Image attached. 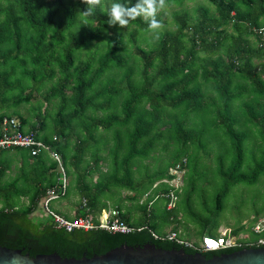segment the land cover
<instances>
[{
    "label": "trees",
    "instance_id": "16d2710c",
    "mask_svg": "<svg viewBox=\"0 0 264 264\" xmlns=\"http://www.w3.org/2000/svg\"><path fill=\"white\" fill-rule=\"evenodd\" d=\"M111 2L103 0V7L85 18L80 13L87 7L83 0H0V121L18 115L22 130L35 132L61 154L72 181L60 199L75 194L81 201L75 216L60 213L73 219L89 211L99 223L104 209L117 207L135 230L122 233L97 227L69 232L58 227L42 204L48 191L61 184L59 164L47 153L33 156L29 149L15 147L0 150L3 246L32 256L58 253L76 258L104 254L123 244L154 243L199 252L154 236L159 233L148 223L154 216L151 197L139 205L140 221L133 220L130 209H123L125 198L139 204L150 190L159 196L177 190L164 182L174 178L170 170L185 158L189 166L191 148L196 146L199 153L212 142L208 128L190 126L191 117L199 113L211 117L210 124L220 135L216 155L223 186L215 198L216 212L222 210L233 185L264 176V45L259 32L264 28V0H209L194 14L183 10L175 15L176 29L153 34L156 38L150 39L149 47L142 43L154 32L145 19L131 21L127 34L119 25H109ZM184 2L166 0V5ZM157 18L161 20L160 15ZM36 94H43L50 104L56 102L57 109L43 112L42 104L35 107L41 122L30 124L18 108L31 104ZM51 117L54 128L47 132ZM252 135L261 142L249 159L246 144ZM163 140L165 147L177 145L174 159L139 180L135 165L144 166ZM124 190L134 194L124 198ZM164 199L162 218L175 223L177 206L169 209ZM262 217L264 209L247 228L230 233L250 231ZM204 225L210 227V222ZM248 247L255 246L203 254L212 258Z\"/></svg>",
    "mask_w": 264,
    "mask_h": 264
},
{
    "label": "rangeland",
    "instance_id": "374dc122",
    "mask_svg": "<svg viewBox=\"0 0 264 264\" xmlns=\"http://www.w3.org/2000/svg\"><path fill=\"white\" fill-rule=\"evenodd\" d=\"M199 4L208 6L209 0H185L182 5L177 3L167 5L158 13L164 23V27L160 30L159 34L167 30H175L177 27L174 19L175 15L180 14L183 10H187L190 14H194V9ZM131 30L132 27L127 26L122 29V33L127 34ZM113 34L114 31L111 30L109 35ZM153 34L155 33H147L149 39L147 42L142 43L143 46L149 47L148 44L150 39L156 38ZM250 39L251 42H254L255 36H251ZM256 62L260 63L263 62V60L256 59ZM43 94H36V97L31 104H22L18 108L19 112L24 117L29 118L30 124L37 121L41 122L37 116L35 107L42 104L41 109L43 112L45 109L51 111L57 109L56 102L50 104L43 98ZM14 116L19 118L18 115ZM52 118L53 117H51L49 122L50 126L47 128V132L53 131L54 127ZM191 118L192 120L189 122L191 124L190 126L201 129H203V127L208 128V136L212 139V142L210 146H208V149L201 150L199 153L197 152L196 146L192 147L191 152L189 153V166H183V169L177 172L173 170V172L176 173L173 180H169L168 182L167 180L164 181L177 189L178 203L174 213L177 214L176 216L178 220L169 225L166 223L165 219L162 218L165 215V199L152 190L140 198L139 204L135 200L125 198L128 195H133L134 192L132 191L124 190L122 196L125 198L123 205L124 211H129L130 209L133 220L135 221H140V217L143 213L139 205L145 203L147 199L151 197L150 199L153 201L150 203L149 209L150 213L154 214V216L148 219L150 226L156 228L159 234H163L166 228H173L182 238L198 244L202 242L205 235L218 237L222 235V233H230L242 226L247 228L249 224L253 222L257 213L262 212L264 209V176H262L257 182L237 183L233 185L224 198L222 210L216 212L215 198L218 191L223 186V179L218 170V159L216 155L218 150L217 146H219L217 138H220V135H216L217 133L215 132V129L212 128L210 124V116L204 113H199L193 115ZM39 124L40 123H36L37 126ZM257 142H261V139L254 135L249 136L246 144L247 150H249L247 151L249 159L254 157L251 156L252 154L250 152ZM163 143L165 144L164 140L159 143L160 146H158V149L154 154L144 162V166L138 169V163L135 165V175L139 180L147 171L150 172V176H152L158 170L166 168L174 159L177 152V145L170 144L165 147ZM103 154L106 155L107 151H104ZM105 169L106 166H104V170ZM68 181L70 186L72 177L69 175ZM159 184L160 182L157 183V185ZM189 191L191 193H189ZM188 196H190V200H188ZM80 201L81 199L79 196L73 194L69 198L53 200L51 202V208L59 212L67 213L69 216L73 217L80 206ZM110 205L112 204L110 203ZM206 222H210V227L204 225ZM214 224L219 226L217 230H215ZM246 234H251V238L255 237L250 231L241 230L239 233V235Z\"/></svg>",
    "mask_w": 264,
    "mask_h": 264
},
{
    "label": "built area",
    "instance_id": "2783aa9c",
    "mask_svg": "<svg viewBox=\"0 0 264 264\" xmlns=\"http://www.w3.org/2000/svg\"><path fill=\"white\" fill-rule=\"evenodd\" d=\"M259 32L262 34L261 45L263 46L264 28H262ZM15 147L29 149L33 156H38L41 153H48L51 158H53V160L59 164L60 172L62 173L61 184H59V186L56 188L50 189L43 202L44 209L54 218L58 227L64 228L69 232H72L76 229L88 231L97 227H101L112 232L122 233H129L135 230V227L131 226L125 221L123 217V211L117 207L104 209L99 219V223L95 222L94 215L89 211H87L84 215H78L72 219L52 209L51 202L63 197L69 188L68 174L62 156L58 150L54 148V146L40 139L35 132H27L22 130V122L19 118L15 116H6L0 121V150L12 149ZM186 161L187 159L185 158L175 167H173L171 169V174L175 176V172L182 170L183 166L186 165ZM173 170L175 172H173ZM166 180L167 182L169 181L168 179ZM161 196L168 200L169 209H173L177 206L178 196L174 189L167 193H162ZM84 206H87V200L85 199ZM250 232L255 235V238H251V234L239 235L225 232L218 237L205 235L202 242L198 244L180 237L177 231H169L161 235L155 232L153 234L156 238L186 244L187 246L195 248L202 253L205 251L242 247L244 245L264 247V217L253 224V226L250 228Z\"/></svg>",
    "mask_w": 264,
    "mask_h": 264
},
{
    "label": "water",
    "instance_id": "95a60500",
    "mask_svg": "<svg viewBox=\"0 0 264 264\" xmlns=\"http://www.w3.org/2000/svg\"><path fill=\"white\" fill-rule=\"evenodd\" d=\"M0 264H264V247H248L207 258L202 252L165 249L154 243L123 244L93 257H63L58 253L32 256L0 244Z\"/></svg>",
    "mask_w": 264,
    "mask_h": 264
},
{
    "label": "clouds",
    "instance_id": "9594fccd",
    "mask_svg": "<svg viewBox=\"0 0 264 264\" xmlns=\"http://www.w3.org/2000/svg\"><path fill=\"white\" fill-rule=\"evenodd\" d=\"M87 5L82 12L83 17H93L97 8L103 7V0H83ZM166 0H136L134 4L131 0L117 2L113 0L108 6L107 16L109 25H119L121 28L127 27L129 23L137 18H143L148 22L149 30L159 35L163 29V21L158 19V13L166 7ZM84 25H88L87 20Z\"/></svg>",
    "mask_w": 264,
    "mask_h": 264
},
{
    "label": "crops",
    "instance_id": "0c3cea01",
    "mask_svg": "<svg viewBox=\"0 0 264 264\" xmlns=\"http://www.w3.org/2000/svg\"><path fill=\"white\" fill-rule=\"evenodd\" d=\"M48 154V153H47ZM42 206H43V204H42ZM59 212V211H58ZM76 213H77V211H76ZM62 214V213H61ZM76 215V214H75ZM71 217V216H70ZM169 225V224H168ZM172 230H174L173 228H166V230L164 231V233H167V232H169V231H172ZM163 233V234H164Z\"/></svg>",
    "mask_w": 264,
    "mask_h": 264
}]
</instances>
